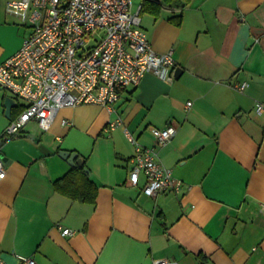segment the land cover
<instances>
[{
    "label": "crops",
    "instance_id": "1",
    "mask_svg": "<svg viewBox=\"0 0 264 264\" xmlns=\"http://www.w3.org/2000/svg\"><path fill=\"white\" fill-rule=\"evenodd\" d=\"M141 16L153 48L174 49L179 76L168 83L147 73L113 110L65 106L47 129L31 120L3 140L5 264H18L17 254L36 264H264V111L255 108L264 101V0H190L184 10ZM29 31L0 0V63ZM7 96L16 100L10 117ZM25 105L0 88V131ZM118 119L141 144L156 146L183 180L181 192L149 196L144 174L130 182L135 146L122 123L107 127ZM170 122L175 136L158 145L150 128ZM61 150L85 161L98 185L95 203L56 190L54 182L73 167ZM59 224L74 234L64 235Z\"/></svg>",
    "mask_w": 264,
    "mask_h": 264
},
{
    "label": "built area",
    "instance_id": "2",
    "mask_svg": "<svg viewBox=\"0 0 264 264\" xmlns=\"http://www.w3.org/2000/svg\"><path fill=\"white\" fill-rule=\"evenodd\" d=\"M6 5L30 31L21 48L0 63V88L26 102L0 140L19 135L31 120L47 129L65 106L99 104L113 110L123 90L139 85L147 73L168 83L175 80L174 49L159 53L153 48L142 26V4L134 11L133 0H6ZM255 108L263 112L264 101H257ZM119 123L135 146L130 182L137 185L144 174L142 190L149 196L181 192L183 180L162 163L156 146L141 144L121 119L110 122L108 130ZM150 129L158 145L170 142L177 131L171 122ZM6 173L0 155V181ZM58 226L64 235L74 234L73 229ZM17 258L18 264H36L32 256ZM0 264H5L1 242ZM154 264L179 262L165 258Z\"/></svg>",
    "mask_w": 264,
    "mask_h": 264
},
{
    "label": "trees",
    "instance_id": "3",
    "mask_svg": "<svg viewBox=\"0 0 264 264\" xmlns=\"http://www.w3.org/2000/svg\"><path fill=\"white\" fill-rule=\"evenodd\" d=\"M190 0H142V11L158 17L164 8L176 11L184 10ZM173 19V18H172ZM179 24L181 15L174 18ZM56 190L72 199L88 203L96 202L98 185L91 179L88 167L82 165L73 166L63 177L54 182Z\"/></svg>",
    "mask_w": 264,
    "mask_h": 264
},
{
    "label": "water",
    "instance_id": "4",
    "mask_svg": "<svg viewBox=\"0 0 264 264\" xmlns=\"http://www.w3.org/2000/svg\"><path fill=\"white\" fill-rule=\"evenodd\" d=\"M178 69H176L175 71V78L178 77ZM16 103V100L14 97L12 96H7L5 98V106H6V115L8 117H10L11 115V110L13 105ZM3 144V140H0V148ZM60 156H62L63 158L67 159L68 162L72 165H82L83 164V159L81 157H78V153L77 152H72L69 150H61L60 151ZM1 157L3 159V161H6L7 157L4 156V154L1 152Z\"/></svg>",
    "mask_w": 264,
    "mask_h": 264
},
{
    "label": "rangeland",
    "instance_id": "5",
    "mask_svg": "<svg viewBox=\"0 0 264 264\" xmlns=\"http://www.w3.org/2000/svg\"><path fill=\"white\" fill-rule=\"evenodd\" d=\"M141 2H142V0H133V10H134V11H137V10H138L139 5L141 4ZM141 14H144V12H142ZM7 125H8V124H7ZM6 127H7V126H6ZM6 127H5V128H6ZM5 128H4V129H5ZM4 129H3V130H4ZM3 130H2V131H3ZM2 131H0V133H1Z\"/></svg>",
    "mask_w": 264,
    "mask_h": 264
}]
</instances>
